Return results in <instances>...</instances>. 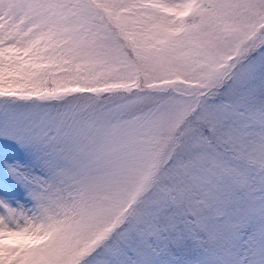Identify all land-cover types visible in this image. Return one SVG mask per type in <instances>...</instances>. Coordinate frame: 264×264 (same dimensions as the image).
<instances>
[{
    "label": "snow or ice",
    "instance_id": "snow-or-ice-1",
    "mask_svg": "<svg viewBox=\"0 0 264 264\" xmlns=\"http://www.w3.org/2000/svg\"><path fill=\"white\" fill-rule=\"evenodd\" d=\"M0 264H264V0H0Z\"/></svg>",
    "mask_w": 264,
    "mask_h": 264
}]
</instances>
